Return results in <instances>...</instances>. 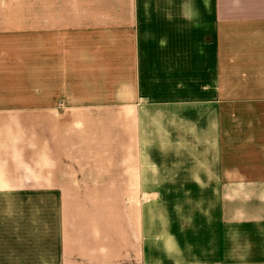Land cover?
<instances>
[{
	"label": "crops",
	"instance_id": "crops-1",
	"mask_svg": "<svg viewBox=\"0 0 264 264\" xmlns=\"http://www.w3.org/2000/svg\"><path fill=\"white\" fill-rule=\"evenodd\" d=\"M0 264H264V0H0Z\"/></svg>",
	"mask_w": 264,
	"mask_h": 264
},
{
	"label": "rangeland",
	"instance_id": "rangeland-1",
	"mask_svg": "<svg viewBox=\"0 0 264 264\" xmlns=\"http://www.w3.org/2000/svg\"><path fill=\"white\" fill-rule=\"evenodd\" d=\"M224 117H226V119H227V115H225ZM225 122H226V120H225ZM227 122H228V119H227Z\"/></svg>",
	"mask_w": 264,
	"mask_h": 264
}]
</instances>
